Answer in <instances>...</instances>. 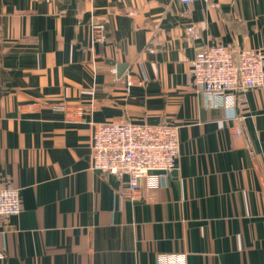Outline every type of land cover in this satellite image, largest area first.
Returning <instances> with one entry per match:
<instances>
[{"label":"crops","instance_id":"0c3cea01","mask_svg":"<svg viewBox=\"0 0 264 264\" xmlns=\"http://www.w3.org/2000/svg\"><path fill=\"white\" fill-rule=\"evenodd\" d=\"M212 44L264 52V0H0V185L22 201L0 264H264V89L206 106L193 61ZM106 122L179 126L158 191L91 169Z\"/></svg>","mask_w":264,"mask_h":264},{"label":"built area","instance_id":"2783aa9c","mask_svg":"<svg viewBox=\"0 0 264 264\" xmlns=\"http://www.w3.org/2000/svg\"><path fill=\"white\" fill-rule=\"evenodd\" d=\"M189 5L193 0H180ZM198 39L195 27L187 28ZM107 41L102 22L90 25V49ZM95 57H93L94 62ZM127 77V85L132 84ZM142 84L141 79L136 81ZM193 86L204 98L206 106L238 108L247 91L264 89V52L261 49H236L231 44L206 45L193 61ZM56 110H65L55 105ZM83 114V109L75 111ZM234 133L241 134L235 127ZM179 126L174 124H138L106 122L94 125L91 141V169L105 174L127 177L128 185L122 194L137 199L141 185L148 191H158L161 181L177 168L179 155ZM22 211L20 190L0 185V217L19 215ZM177 255L162 256L158 264H172Z\"/></svg>","mask_w":264,"mask_h":264},{"label":"water","instance_id":"95a60500","mask_svg":"<svg viewBox=\"0 0 264 264\" xmlns=\"http://www.w3.org/2000/svg\"><path fill=\"white\" fill-rule=\"evenodd\" d=\"M126 65H118L117 67V72H119L121 74V72L123 71L122 68L125 67Z\"/></svg>","mask_w":264,"mask_h":264}]
</instances>
